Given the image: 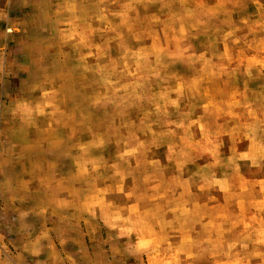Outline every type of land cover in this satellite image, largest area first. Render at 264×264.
Masks as SVG:
<instances>
[{"label":"rangeland","instance_id":"obj_1","mask_svg":"<svg viewBox=\"0 0 264 264\" xmlns=\"http://www.w3.org/2000/svg\"><path fill=\"white\" fill-rule=\"evenodd\" d=\"M67 3L48 132L78 136L115 264H264V0Z\"/></svg>","mask_w":264,"mask_h":264},{"label":"crops","instance_id":"obj_2","mask_svg":"<svg viewBox=\"0 0 264 264\" xmlns=\"http://www.w3.org/2000/svg\"><path fill=\"white\" fill-rule=\"evenodd\" d=\"M66 2L0 0V264H115V251L124 245L106 213L88 206L87 168L71 148L78 136L48 132L56 122L52 66ZM46 9L51 13L45 15ZM13 77L20 79L16 96L9 94ZM9 150H16L15 163L5 160ZM13 216L36 222L31 244L9 235ZM41 241L47 244L42 253Z\"/></svg>","mask_w":264,"mask_h":264},{"label":"clouds","instance_id":"obj_3","mask_svg":"<svg viewBox=\"0 0 264 264\" xmlns=\"http://www.w3.org/2000/svg\"><path fill=\"white\" fill-rule=\"evenodd\" d=\"M13 79H15L17 81V83L15 85H12L13 87V91L9 92V94L16 96L18 94V89L20 87V79L19 77H13ZM2 110V109H0ZM215 135L217 137H223L225 135H230V133L228 132V130L226 129V126L224 127H219L217 129V132L215 133ZM223 140H219L218 144H217V148L222 147L223 146ZM11 223L8 225V231H9V235H18L21 237V240H27L28 243H32V241L29 239V237L34 236L35 234L38 233L39 228L37 227V224L34 220H28L27 218H25L23 221H19L17 222V217L13 216L11 218ZM27 223L28 227L27 229L24 228V224ZM5 247H7V245H5ZM40 249H41V253L42 250L47 247L46 242L41 241L40 245H39ZM25 251H27V249H25ZM33 256H36L38 254L33 253Z\"/></svg>","mask_w":264,"mask_h":264}]
</instances>
